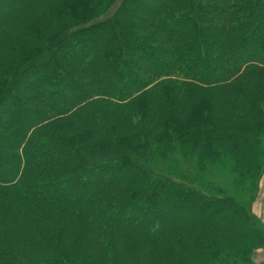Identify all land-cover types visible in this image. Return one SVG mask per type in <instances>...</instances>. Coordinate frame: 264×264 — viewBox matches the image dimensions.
<instances>
[{"label": "trees", "instance_id": "1", "mask_svg": "<svg viewBox=\"0 0 264 264\" xmlns=\"http://www.w3.org/2000/svg\"><path fill=\"white\" fill-rule=\"evenodd\" d=\"M260 184L264 0H0V264H249Z\"/></svg>", "mask_w": 264, "mask_h": 264}, {"label": "rangeland", "instance_id": "2", "mask_svg": "<svg viewBox=\"0 0 264 264\" xmlns=\"http://www.w3.org/2000/svg\"><path fill=\"white\" fill-rule=\"evenodd\" d=\"M176 165H178V163ZM175 166H174V164L172 165L173 168ZM260 188L261 189H264V186H261V184H260ZM261 189L259 191H261ZM205 192H211V191L210 190H205ZM256 193H257L256 194L257 197L253 200V202L251 204V212L252 213H250V214L254 215L255 217H258L264 223V204H263V202H264V196H263V201L259 203L260 195H259V192H256ZM169 232L173 233L174 232V229L173 228H170ZM249 264H264V246L262 247V249L260 251H258V252L256 251L255 252L254 258L251 261V263H249Z\"/></svg>", "mask_w": 264, "mask_h": 264}, {"label": "crops", "instance_id": "3", "mask_svg": "<svg viewBox=\"0 0 264 264\" xmlns=\"http://www.w3.org/2000/svg\"><path fill=\"white\" fill-rule=\"evenodd\" d=\"M263 204H264V202H263Z\"/></svg>", "mask_w": 264, "mask_h": 264}]
</instances>
